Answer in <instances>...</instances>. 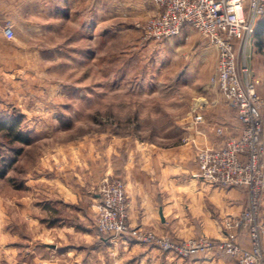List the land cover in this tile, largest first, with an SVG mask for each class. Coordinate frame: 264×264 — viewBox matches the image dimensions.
<instances>
[{
	"label": "rangeland",
	"instance_id": "obj_1",
	"mask_svg": "<svg viewBox=\"0 0 264 264\" xmlns=\"http://www.w3.org/2000/svg\"><path fill=\"white\" fill-rule=\"evenodd\" d=\"M24 5L22 0H0V118L15 119L14 129L28 138L27 143L10 141L9 130L0 132V170L7 166L3 175L0 171V203L8 198L18 202L21 176L33 175L40 154L65 150L67 144L87 150L88 144L127 145L133 138L176 144L181 140L176 129L179 107L171 100L166 104L167 98L185 92L201 95L210 104L216 89L185 81L182 75L199 48L211 45L197 33L161 43L145 40L143 23L157 12L152 0H32L28 8ZM88 19L86 34L82 22ZM7 26L13 31L11 38L4 34ZM253 34L256 60L247 59V64L263 78L257 91L264 100V17ZM215 64L216 54L200 67L203 74L198 80L208 81ZM16 148H21L18 155ZM114 177L120 178L105 179ZM230 188L245 192L248 203L223 221L226 230H235L226 239L251 249L253 223L250 229L235 226L243 213L252 217L249 192ZM261 199L254 219L264 260V194ZM95 205L96 222L99 194ZM239 235L246 243L237 240ZM212 255L230 256L239 264L230 254Z\"/></svg>",
	"mask_w": 264,
	"mask_h": 264
},
{
	"label": "crops",
	"instance_id": "obj_2",
	"mask_svg": "<svg viewBox=\"0 0 264 264\" xmlns=\"http://www.w3.org/2000/svg\"><path fill=\"white\" fill-rule=\"evenodd\" d=\"M22 1L28 8L32 0ZM82 25L88 34L89 19ZM195 34L184 26L178 37L188 39ZM253 35L247 43L246 64L247 59L256 60ZM214 55L212 46L200 47L184 69V80L216 89L209 80H198L203 74L200 67ZM249 78L257 91L263 78L251 66ZM212 94L210 104L201 95L185 92L167 98L166 104L171 100L172 106L179 107L176 129L181 140L176 144L133 138L127 145L88 144L87 150L67 144L65 150L40 154L33 175L21 176L18 202L8 198L7 203H0V264H235L230 256L183 259L131 236L112 239L97 232L93 219L98 188L107 176L114 175L124 182L128 225L133 231L176 239L207 236L223 240L235 235V230L225 229L223 221L245 208L246 193L203 182L196 175L193 144L186 138L192 137L196 145L219 147L222 137L215 132L217 126H224L227 134L239 133L234 111L224 96L217 89ZM196 112L202 115L197 133L188 129ZM237 240L246 243L240 235Z\"/></svg>",
	"mask_w": 264,
	"mask_h": 264
},
{
	"label": "built area",
	"instance_id": "obj_3",
	"mask_svg": "<svg viewBox=\"0 0 264 264\" xmlns=\"http://www.w3.org/2000/svg\"><path fill=\"white\" fill-rule=\"evenodd\" d=\"M152 1L157 12L143 23L145 40L161 43L178 36L181 29L188 26L215 50L216 64L209 83L234 111L239 133L227 134L224 126H217L215 132L222 137L219 147L196 145L192 137L186 138L193 144L196 175L203 182L224 188H247L252 217L243 213L242 220L235 226L240 224L249 228L253 223V228H249L253 247L243 249L229 239L215 241L205 236L176 239L131 230L127 221L125 185L115 177L105 179L99 187L95 228L100 235L112 239L131 236L183 259L226 253L234 256L239 264H264L257 233L260 228L254 219L264 194V100L257 93L255 82L249 78L246 64V46L257 21L264 17V0ZM4 34L7 38L13 36L10 26L5 28ZM201 121L202 115L194 113L188 129L197 133Z\"/></svg>",
	"mask_w": 264,
	"mask_h": 264
},
{
	"label": "trees",
	"instance_id": "obj_4",
	"mask_svg": "<svg viewBox=\"0 0 264 264\" xmlns=\"http://www.w3.org/2000/svg\"><path fill=\"white\" fill-rule=\"evenodd\" d=\"M17 121L13 118H7L4 120V118H0V132L4 131L5 129L9 130L7 131V135L10 136V141H16V142H22L27 143L28 138L21 135V133L14 128L16 127ZM15 154L18 155L21 151V148L14 149ZM15 155V157H16ZM13 158V160L15 159ZM13 160H10V164L13 162ZM9 163V161H8ZM6 165H3L1 171V175L5 173ZM20 182V181H19ZM19 185V184H18Z\"/></svg>",
	"mask_w": 264,
	"mask_h": 264
}]
</instances>
